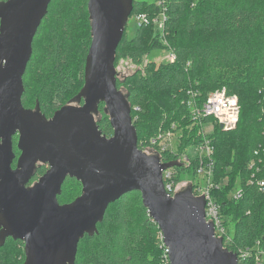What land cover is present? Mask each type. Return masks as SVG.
<instances>
[{"label":"trees","instance_id":"trees-1","mask_svg":"<svg viewBox=\"0 0 264 264\" xmlns=\"http://www.w3.org/2000/svg\"><path fill=\"white\" fill-rule=\"evenodd\" d=\"M165 7L164 40L152 24L144 25L132 39L124 32L116 54L115 66L125 58L145 66L144 72L117 78L132 109L138 146L156 152L152 140L181 130L177 151L157 152L164 164L174 165L176 184L183 174L190 181L198 180L201 162L213 161L212 195L231 237L226 247L237 254L252 249L249 257H239V264H256L255 245L264 249V187L257 185L264 181V0H168ZM160 10L156 2L134 0L130 16H152ZM83 19L90 25L86 36L79 30ZM91 43L88 0H52L35 35L23 77L25 108L39 106L50 119L67 105L69 95L85 84ZM155 49L172 50L176 60L145 63ZM219 90L238 98L240 118L232 130L225 131L212 117L196 118L189 108L190 93L202 108L210 93ZM101 110H105L104 103ZM97 123L103 135H113L107 114ZM205 124H213L207 135L203 133ZM206 140L212 156L201 159L195 150ZM17 142L16 135L13 144L18 157ZM191 148L194 153L189 154ZM184 154L189 162L182 161ZM47 169L40 165L31 182ZM237 189L243 195L235 200L232 192ZM81 194L82 184L68 177L58 201L69 204ZM160 233L141 194H125L109 206L97 232L81 239L75 264H161ZM25 259L23 242L7 238L0 244V264H24Z\"/></svg>","mask_w":264,"mask_h":264},{"label":"water","instance_id":"water-1","mask_svg":"<svg viewBox=\"0 0 264 264\" xmlns=\"http://www.w3.org/2000/svg\"><path fill=\"white\" fill-rule=\"evenodd\" d=\"M51 2H0V244L7 238L23 242L24 264H75L79 242L97 232L109 206L139 192L169 247L171 264H239L206 221L204 194L195 197L186 182L172 197L163 171L174 165L139 149L115 66L134 0H88L92 43L78 96L82 104L65 105L50 119L39 106L25 108L23 77ZM102 103L111 137L95 117ZM40 165L48 169L31 186ZM68 177L82 184V194L62 205L58 197Z\"/></svg>","mask_w":264,"mask_h":264},{"label":"built area","instance_id":"built-area-1","mask_svg":"<svg viewBox=\"0 0 264 264\" xmlns=\"http://www.w3.org/2000/svg\"><path fill=\"white\" fill-rule=\"evenodd\" d=\"M168 0H156V4L159 8H161L160 12L155 15H148L147 13L137 14L135 15V20L138 22V27L141 28L142 26H148L152 24L155 29L159 32L160 36L163 40L166 37V26L168 22V15H167V8L166 3ZM168 53V59L170 62H174L176 60V54L172 51H165ZM189 108L193 115L196 118L201 117H212L214 120L222 126V129L225 131L234 129L239 121L240 116V106L238 102V98L236 96L228 95L226 90H219L210 93L206 102L203 104L202 108H198L195 102V94L190 93V100H189ZM204 135L209 133H205L203 130ZM163 135H160L158 138L152 140V144L157 146L155 153H163L168 150L170 151H177V149L170 148V146L160 144L162 141ZM196 153L202 159L203 157H207L210 159L212 156V148L209 146V140H206L204 145H201L196 148ZM203 153H202V152ZM145 152V151H143ZM146 153V152H145ZM159 156V154H158ZM183 162H189L188 155H183L182 157ZM252 167V166H251ZM204 173L206 177L207 183L205 185L195 184L192 188L193 194L195 197H200L204 194L205 201H206V221L209 223L210 221L213 222L215 228V236L220 238L223 242V245L226 249V245L231 243V237L227 234L226 228L223 226L221 216H220V205L214 199L212 195V190L215 187L213 183V161L208 162H201L198 174ZM163 179L165 184L166 191L173 197L175 196V191L179 187V184H176L174 181V174L171 168L166 169L163 171ZM253 184L252 182H250ZM260 188L264 187V181L258 182L257 184ZM242 190L237 189L233 192L232 197L235 200L242 198ZM161 232V231H160ZM159 246L161 250V264H171L170 261V254H169V247L164 242V237L162 232L159 235ZM256 246V264H264V249L259 246ZM262 248V249H261ZM229 250V249H228ZM236 253V252H235ZM252 253V249L241 250L239 254H237L238 258L241 257L243 259L249 257Z\"/></svg>","mask_w":264,"mask_h":264},{"label":"rangeland","instance_id":"rangeland-1","mask_svg":"<svg viewBox=\"0 0 264 264\" xmlns=\"http://www.w3.org/2000/svg\"><path fill=\"white\" fill-rule=\"evenodd\" d=\"M6 0H0V2H3ZM148 2H156V0H146ZM127 27L125 30V34L127 35V38L132 39L137 31H138V22H136L135 20V15H132L129 17L128 21H127ZM79 30L81 32V34H83V36H86V34H88V32H90V25L86 20H81L79 22ZM150 60H154L156 63L160 64V63H170L169 59H168V53L165 52L164 49H155L151 52L150 56H148L145 60V63H147ZM116 69H117V73H118V78L121 80L123 78H125L128 75H131L133 73H135L136 71L141 70L142 72H144L145 66L143 64L141 65H134L129 59H120L118 60L117 64H116ZM85 84H81L78 85L76 87V89L69 95V100H68V104L67 105H80L82 104V102H80V100L78 99V96L80 94V92H77L81 87H84ZM83 89V88H82ZM121 91L125 94V90L122 88ZM126 95V94H125ZM164 107L166 109L167 104L164 103ZM36 108H34V110H36ZM106 110V108H105ZM105 110H101L99 111L97 114H95L96 120L98 121V118H100L102 115H104ZM109 118V117H108ZM240 118V116H239ZM239 122V121H238ZM206 126L204 127V132L210 133L213 130V124H205ZM181 130H176V132H168L165 135H163L162 141L160 142V144H163L164 146L168 145L170 146V148H174L177 149V147L180 145L181 143ZM140 149V148H139ZM189 154L194 153V150L191 149H187ZM186 150V151H187ZM148 155H158L155 153L154 150H150L147 149L145 151ZM202 152V151H201ZM203 153V152H202ZM189 177L187 176V174H183L182 178H181V183H186L189 182L190 183V190L192 191V188L195 184H199L204 186L205 182L207 183L208 180H206V177L204 176V173L199 174L198 180L196 181H190L188 179ZM213 181V179H212ZM237 187V186H236ZM236 191V190H234ZM233 191V192H234ZM232 192V194H233ZM232 251V250H229Z\"/></svg>","mask_w":264,"mask_h":264},{"label":"flooded vegetation","instance_id":"flooded-vegetation-1","mask_svg":"<svg viewBox=\"0 0 264 264\" xmlns=\"http://www.w3.org/2000/svg\"><path fill=\"white\" fill-rule=\"evenodd\" d=\"M35 182H36V181H32V182H31V186H32Z\"/></svg>","mask_w":264,"mask_h":264}]
</instances>
